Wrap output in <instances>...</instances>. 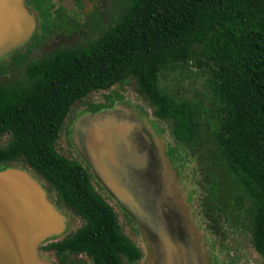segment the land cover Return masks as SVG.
Segmentation results:
<instances>
[{"label": "trees", "instance_id": "trees-1", "mask_svg": "<svg viewBox=\"0 0 264 264\" xmlns=\"http://www.w3.org/2000/svg\"><path fill=\"white\" fill-rule=\"evenodd\" d=\"M35 19L34 35L44 37ZM86 35L51 52L32 37L0 66V168H30L83 221L43 249L60 264L79 254L93 264L144 258L89 168L56 147L77 103L132 81L170 126L184 171L198 162L203 221L219 234L234 215L264 257V0H124L100 36ZM185 73L206 78L208 104L164 87L163 77Z\"/></svg>", "mask_w": 264, "mask_h": 264}, {"label": "water", "instance_id": "water-1", "mask_svg": "<svg viewBox=\"0 0 264 264\" xmlns=\"http://www.w3.org/2000/svg\"><path fill=\"white\" fill-rule=\"evenodd\" d=\"M37 26L24 0H0V61L31 39ZM155 131L150 120L121 105L77 122L71 139L96 180L138 224L149 244L146 264H198L204 259L212 264L209 251L202 254L196 248L198 241H207L206 232L188 209L184 183ZM178 195L183 211L170 203ZM69 228L68 216L51 203L36 175L0 171V264H52L41 256L40 246Z\"/></svg>", "mask_w": 264, "mask_h": 264}, {"label": "rangeland", "instance_id": "rangeland-1", "mask_svg": "<svg viewBox=\"0 0 264 264\" xmlns=\"http://www.w3.org/2000/svg\"><path fill=\"white\" fill-rule=\"evenodd\" d=\"M88 2L84 0V2H81L80 5L77 7L81 11V16L78 19V21L81 24H84L87 20H89L94 14L88 13L84 8H87ZM76 18V17H75ZM77 19V18H76ZM108 24H104L103 28L94 29L91 28L88 31L84 29V32L87 34L85 39L95 40L98 36H100L104 30L106 29ZM87 26V25H86ZM33 37V36H32ZM83 35L79 36V39L82 38ZM31 41V39H28L27 41L23 42L19 45V49L27 50L28 48L26 45ZM76 41V39H75ZM75 44V43H71ZM12 61L11 56H8L0 61V65H8ZM163 85L165 88L168 89L171 93H174L178 98H189L192 100H199L203 101L206 104L209 103L210 97L209 94H207V83L206 78L201 76H196L193 73H185L183 75H180V77L176 78H170V77H163ZM94 103V104H93ZM103 103L105 107L95 106V104ZM129 106L131 110L135 112L136 115H141L144 118H146L148 121L150 120L152 125L156 127V131L159 134L160 141L162 140V145L167 147V155L171 158L175 169H177V172L180 177V182L184 183L182 186V190H184V193L188 195V209L191 210L193 213L197 215L201 222L202 228L206 232V238L207 241H203V243H200L202 241H198L197 249L202 254L205 253L206 249L211 254L212 258V264H264V257L260 255L254 245H253V238L250 235L249 231H244V229L241 227H238V229L235 228V225H238L239 222L237 218L230 214L229 218H222V223L219 225L220 231L219 234L213 233L211 228L208 227V225L203 221L202 216L204 215L203 210L200 207V200H201V191H200V185H199V179L201 177V170L198 162L192 158L193 162L190 163V169L187 168L186 171H184L182 165L183 163L177 161L176 156L173 154L174 148H179L172 137V131L170 126H166L163 124H160L155 117L153 116V109L149 106V104L146 102V100L141 97L136 89L135 82L127 81L123 85H118L114 87L110 91H100L97 93H94L91 95L87 100L77 104L76 109L79 112L77 122L82 121L85 118H90L91 114H98L99 112H102L104 110L108 109H116L119 106ZM95 106V107H94ZM94 107V108H92ZM95 108H98V110H95ZM93 109L95 111H93ZM99 111V112H98ZM77 116V114L73 115ZM72 117V115H71ZM89 120V119H87ZM67 128V127H66ZM155 131V132H156ZM2 139L0 138V144L2 143ZM65 142V138L62 137L61 139V146L62 149L59 150L61 154L66 153V151L63 148V144ZM70 147V149L74 148V153H69L68 151V158H75L77 157L75 154L78 155L76 146L74 141L72 139L67 141V147ZM160 145V146H162ZM176 154V153H175ZM78 157H80L78 155ZM80 159L84 161L81 157ZM87 165V163L85 162ZM90 172L93 174L91 167L87 165ZM8 169H19L23 171L31 172L35 175V173L28 167L25 166H11L7 168H0V171H6ZM190 173V174H189ZM192 173V175H191ZM196 175L197 177H195ZM188 176V177H187ZM94 185L98 189L99 193L103 195L108 202L115 208L116 212L118 213L120 222L127 233V235L142 249L144 252V261L141 264H146L145 261H147L148 258V249L149 244L146 241L144 235L141 233V230L138 227V224L128 215L126 214L119 205L108 195V191L103 187L101 188V184L96 180L94 174ZM40 182L43 184L44 189H49V185L44 180L40 179ZM179 184V185H181ZM181 187V186H179ZM179 187L176 189L179 191ZM47 192V191H46ZM106 192V193H105ZM184 193L181 194L184 196ZM48 194V193H47ZM49 200L52 204L55 205V207L58 209L59 212L62 214H66L68 216V222L70 225L69 233H74L78 229H80L83 226V221L81 218L76 216L69 208L65 207L63 204H61L58 200V196L55 192L50 191V195H48ZM182 196H174L171 199V205L177 206L180 208L181 211H183L182 207ZM174 207V208H175ZM173 210L171 206H168V209ZM232 215V216H231ZM245 224H247V221H245ZM175 232L177 233L176 237L180 239L182 243H185V239H182L179 235L181 234V231L178 229H175ZM175 233V234H176ZM166 235H170V231H165ZM174 234V235H175ZM67 236V235H66ZM65 237V235L61 236L59 240H62ZM171 237V236H170ZM52 242V241H51ZM46 243L44 245L50 244ZM206 243H208L206 248ZM41 256L45 259H48L52 264H58V260L56 259V256L54 252H47V251H41ZM73 264H90V259L86 256H79L75 260H73ZM191 264H197L191 262ZM198 264H210V261H199Z\"/></svg>", "mask_w": 264, "mask_h": 264}, {"label": "flooded vegetation", "instance_id": "flooded-vegetation-1", "mask_svg": "<svg viewBox=\"0 0 264 264\" xmlns=\"http://www.w3.org/2000/svg\"><path fill=\"white\" fill-rule=\"evenodd\" d=\"M86 1L88 2V5H87V8H84V9L88 13H90V14L93 13L94 15L89 20H87L84 24H81L78 21V19L81 16V11L79 9H77V7L80 5L81 2H84V0H24L26 6L30 10H32V12L35 14V16H37V18L39 19V22H41V24H43V25H46V26H44V27H46L45 32H44L45 36L44 37L43 36L37 37V35L35 34L32 39L38 38L37 42H39V46H43V49L45 51L51 52L52 50H54V47L56 45H59L60 42L64 43V44H68L70 42H73L74 39L77 40L80 35H83V33H85L84 29H86L87 31L91 28H94V29L100 28L101 29L104 27V24H109V23L115 21L116 16L119 15L120 7L124 3V0H86ZM8 65H5V66H8ZM0 66H4V65H0ZM87 99H85V100H87ZM79 103H81V102H79ZM79 103H77V104H79ZM77 104H76V106H77ZM99 105L103 106V103L95 104V106H99ZM76 106H75L74 110L71 112V114L69 115V118L67 119L66 124L64 126V129L60 135V139L58 140L57 145H56L58 151L60 152L59 148L62 149L61 139H62V137L65 138L63 148L66 151V153H65V155L64 154H62V155L66 158H68V151H69V153H74V151H75L74 148L70 149L69 145L67 147V141L69 144V141L71 140V131H72L74 125L77 123L79 112H81V111H77ZM94 107H92V108H94ZM95 110H98V108H95ZM95 110L93 109V111H95ZM74 114L75 115L77 114V116H73ZM71 115H72V117H71ZM75 155L77 157L70 158V160L77 161V162L83 164V166L85 168H88L87 165L85 164V162L82 161L80 159V157H78L77 154H75ZM46 191H47L48 195H50V191H53V190L49 186V189H46ZM117 215H118V213H117ZM68 225H69V222H68ZM122 228H123V226H122ZM123 231L125 232L124 228H123ZM72 234L69 233V230H68V233L65 234V237H66V235L69 236ZM125 234L127 235L126 232H125ZM45 246H47V245L41 246L40 254H41V251L44 250L43 248ZM44 251H46V250H44ZM47 252H51V251H47ZM55 256H56V254H55ZM79 256L80 257L86 256L87 258L90 259V264H93L91 257H89L86 254L68 256V264H73V260H75ZM56 259L58 260L57 256H56ZM144 260L145 259L143 258L142 260H140L136 264H141ZM58 264H60V263L58 262ZM125 264H128V263H125Z\"/></svg>", "mask_w": 264, "mask_h": 264}]
</instances>
